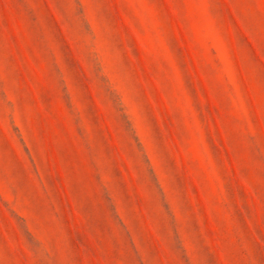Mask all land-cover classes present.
I'll return each instance as SVG.
<instances>
[{"label":"rangeland","instance_id":"374dc122","mask_svg":"<svg viewBox=\"0 0 264 264\" xmlns=\"http://www.w3.org/2000/svg\"><path fill=\"white\" fill-rule=\"evenodd\" d=\"M0 264H264V0H0Z\"/></svg>","mask_w":264,"mask_h":264}]
</instances>
